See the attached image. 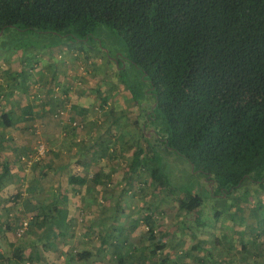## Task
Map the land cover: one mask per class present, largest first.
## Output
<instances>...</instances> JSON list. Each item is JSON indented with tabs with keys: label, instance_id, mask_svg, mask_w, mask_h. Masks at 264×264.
Segmentation results:
<instances>
[{
	"label": "trees",
	"instance_id": "16d2710c",
	"mask_svg": "<svg viewBox=\"0 0 264 264\" xmlns=\"http://www.w3.org/2000/svg\"><path fill=\"white\" fill-rule=\"evenodd\" d=\"M99 25L122 41L127 54L121 57L133 69L125 74L123 60L114 59L130 104L139 111L134 124L142 120L137 130L146 146L137 144L133 163L144 165L152 185L164 187L167 182L150 150L173 151L192 171H202L210 189L216 185L221 196L256 185L249 198H238L233 203L237 206L227 212L232 219H243L246 210L258 213L264 205V0H0V34L14 27L82 41ZM113 111L107 114L113 119L107 129L116 135L118 115ZM0 120L5 126L12 124L7 114ZM50 150L39 154L35 147L34 159L22 161L38 166ZM100 174L92 179L97 185ZM68 182L80 187L87 178L74 173ZM38 184L33 179L28 188ZM202 202L198 195H185L178 206L190 212ZM39 214L25 218L29 226H38ZM147 229L153 240V229ZM106 246L107 242L102 252ZM121 252L124 256L115 255L120 262L138 252L140 260L150 255L136 247ZM76 255L80 260L93 257L87 250ZM160 261L170 262L167 255Z\"/></svg>",
	"mask_w": 264,
	"mask_h": 264
},
{
	"label": "rangeland",
	"instance_id": "374dc122",
	"mask_svg": "<svg viewBox=\"0 0 264 264\" xmlns=\"http://www.w3.org/2000/svg\"><path fill=\"white\" fill-rule=\"evenodd\" d=\"M126 54L127 50L122 41L105 25L97 26L94 32L82 41L51 32L20 30L14 27H8L0 34V92L13 89L18 80L25 79L24 84L28 86L36 73L39 78L40 72L43 71V78L47 74L58 77V83L53 85L58 92L68 89L71 83L74 94L83 90L79 97L90 96V99H87L88 105L84 106L88 110L86 116L79 117L80 115L75 114L73 106L79 108L81 102L62 99L55 103L53 111H59H52L51 118L68 121L63 135L59 133L56 139L74 145V151H77L72 155L79 163V166H75L74 170H78L74 173H82L87 177V183L77 188L83 191L94 185L97 203L101 205L98 208L102 207V212L105 210L100 216L102 220L89 219L84 207L87 198L79 192L77 199L81 202V211L74 217H67L65 214L64 218L67 219L63 218L69 224V230H61L48 224L53 221L55 215L60 218L62 214H52L49 211L46 215L39 214L40 220L35 222L40 226L47 224L45 232L48 236H44L33 250L38 260H30L24 252L22 260L11 264H264V205L258 213L246 210L243 219L238 215L232 219L227 212L229 208L237 206L233 203L238 198H249L250 188L256 185L246 184L248 189L242 186L232 195L221 196L216 185L210 189L202 171H192L184 158L159 147H152L150 154L155 157L156 164L167 182L164 187L152 185L144 165L133 163L137 144L141 142L143 146L146 145L139 139L137 130L142 120H139L137 125L134 124L136 119H140L138 108L130 104V94L119 78L117 65H113L116 57L122 59L121 56ZM122 63L125 74L131 75L133 69L127 64L128 61L125 59ZM16 72L24 78L16 76ZM112 83L123 87L121 92L119 91L121 94L118 99L105 103L100 102L98 98H92V95L96 97V94H104L110 98ZM5 84L7 89L1 88V85ZM88 88L91 89L90 92H86ZM20 90L22 91L19 88ZM38 92L39 90L34 92L35 97H38ZM110 110H114L118 115L115 116L118 120L114 126L116 135L107 129L112 120L110 117H107V124L103 123V115L108 112L110 114ZM72 121L77 122L76 126ZM79 125H82V128H78ZM150 132L146 134L149 140L152 139ZM41 133L43 132L39 126L31 135V140L37 139V148L39 144L49 148ZM63 160H66V156L55 159L56 162ZM130 164L134 165L133 173ZM33 168L27 165L26 171L29 169L30 172ZM72 171L73 168H70L69 172ZM96 172L101 173L98 186L92 181ZM53 175L52 170L46 168V177L42 183L50 191L57 180ZM66 175L67 172L58 176L64 178L60 180L64 185L63 189L67 183ZM185 195L200 196L202 205L190 212L182 210L178 201ZM46 199L44 205L48 203V207L58 203L57 199L50 195ZM36 204L39 203L35 200ZM218 212L220 215L216 217ZM27 213L29 211L20 214V219L28 218ZM147 218L149 223L145 221ZM12 222L15 223L14 220ZM16 226L11 227L14 236L12 242L17 246H24L25 237L18 238L15 235ZM86 227L95 233H82ZM147 227L154 231L153 240L149 239ZM52 234L55 236L51 237ZM100 237L107 242L106 251L101 253L97 252ZM40 244L45 247L41 249ZM46 247L48 248L45 249ZM56 247L59 248L58 251ZM135 247L137 251L150 252V255L142 260H117L115 255L119 252L124 256L121 250L129 252ZM83 248L94 252L92 259H78L76 254L83 251ZM34 252L30 254L35 255ZM166 255L170 262L160 261Z\"/></svg>",
	"mask_w": 264,
	"mask_h": 264
},
{
	"label": "crops",
	"instance_id": "0c3cea01",
	"mask_svg": "<svg viewBox=\"0 0 264 264\" xmlns=\"http://www.w3.org/2000/svg\"><path fill=\"white\" fill-rule=\"evenodd\" d=\"M114 63L115 64L113 65L116 66V61H114ZM72 68H70V70ZM40 73L41 74H39V78L38 73H36L35 78L31 80L28 86L24 84L25 79L21 81L18 80V83L14 85L13 89L9 90L8 92L7 90L0 92L3 94H0V115L7 114L9 121L10 119L12 120V124L9 126H5L0 123V264H2L1 262H4L5 260L15 263L17 257L21 258L22 253L24 252L27 253V257L29 259L33 258V260H38L36 253L33 250L44 236H48L47 232H45L46 228H43V226H40L39 224L37 227L30 225V229H28V231L23 235L25 237V242H23L24 246H17L13 244L12 241L14 236L11 232V227L14 225H19L22 220H24V218L22 220L20 219V214H24L27 211H29V213H27L29 216H33L34 213L39 214L43 211H49L52 214L64 213V215L60 218L55 215L53 221L48 224L55 225L61 230H69V224H67L63 218L65 214H67V217H74L77 212L81 211L79 209V204L81 202L77 199V197L80 196L79 192H82L83 196L87 198V204H85L84 207L87 209L89 219H98V221L102 220L100 216L101 214L105 213V210L102 212V207L98 208L101 205L97 203L98 197L94 191V185H91L90 189L83 191L79 190L80 188L71 187V185H69L68 179L70 174H74V171L78 170V168L74 170L75 166H79L76 157L72 155L77 150L74 151V145L61 141L59 138L56 139L59 133L63 135L64 129L66 128L65 124H67L68 121H57L51 118L52 111L55 108V103H57L58 100L62 101V99H71L81 102L82 104H80L79 108L73 106V108L75 107V114L78 116L80 115L79 117L86 116L88 110H86L87 108H84V106L88 105L87 103L89 100L87 99H90V96L89 98H86V96L79 97L83 90L80 92L77 91L76 94H74L70 82L68 89L64 88L66 91L64 90L58 92V89H54L53 86L54 84L58 83V77L54 75L49 76L47 74L43 78V71ZM71 74L74 76V71H72ZM71 74L69 73L68 76ZM16 76L21 77L19 76L18 72H16ZM21 78H24V76ZM1 81L2 80H0V83ZM112 84L113 91L111 92L110 98L104 94H96V97L92 95V98H98L100 102L118 99L123 87L118 83ZM7 87V84L3 86L1 85V88L7 89ZM96 87L99 88L98 85H96ZM19 88L22 89V91H19ZM77 88L82 89L80 87ZM37 90H39L38 97H35L36 95L34 92ZM90 90L91 89L88 88V91L86 92H90ZM96 91L99 92L98 89ZM58 111L59 109L53 112L57 113ZM104 116L106 117L107 115H103V117ZM107 117H110V115ZM110 119L112 118L110 117ZM111 121H113V119ZM116 122H118V120ZM39 126L41 127V132H43L41 133V136L46 140L48 147L51 150L42 157L40 165H38L36 168L34 164V168L31 169L33 171L30 170L29 172V169L26 171L27 165H25L22 159H34V148L36 147L35 144L37 139L35 141L31 140V135ZM49 148L46 147L45 150ZM61 156L62 158L66 156V160H63L62 162H56L55 159ZM46 168H50L52 170V174H54L52 177L57 179L55 184H53L52 191L48 190L42 183L45 177L48 175L46 174V176H44ZM70 168H73L72 172H69ZM65 172H67V175L65 176L67 183L65 184V189H63L64 185H62L60 180L64 178H60L58 176L64 174ZM79 174L84 176L82 173ZM62 177H64V175ZM33 179L35 181H39V184L35 189H29L26 183L28 184V182L32 181ZM48 195L54 199H57L58 203L51 205L50 207L47 206L48 203H45L46 205H44L43 203L47 202L46 197ZM65 197L66 199L64 200ZM35 200L39 204L35 205ZM44 206H46V208ZM67 217L64 219H67ZM13 220L15 223L12 222ZM39 220L40 218L38 220L36 219L35 221ZM91 223L94 224L95 222H90V224ZM39 226L40 229H37ZM84 231H86L85 233L89 234L95 233V231H92L87 227L82 231V233ZM54 236L55 234H52L51 237ZM52 244L53 243H50V245ZM83 245L81 246L83 247ZM105 245L106 240L103 241L100 237L97 246V252L101 253L102 246ZM39 247L42 249L45 246L40 244ZM47 248L48 247L45 249ZM9 249L11 250V253ZM58 250L59 248L56 247V251ZM84 250L91 251L89 248H83V251ZM31 252H34L35 255H31ZM91 252L94 253L93 251ZM138 253H136V256L133 257L132 255L130 258H138ZM20 260H22V258Z\"/></svg>",
	"mask_w": 264,
	"mask_h": 264
},
{
	"label": "built area",
	"instance_id": "2783aa9c",
	"mask_svg": "<svg viewBox=\"0 0 264 264\" xmlns=\"http://www.w3.org/2000/svg\"><path fill=\"white\" fill-rule=\"evenodd\" d=\"M45 151V148L43 147V145H40L39 144V146H38V148H37V152L39 153V154H42L43 152ZM29 219H24V220H22V222L18 225V227L16 228V230H15V235L17 236V237H20V236H22V234L25 232V230L28 228V226H29Z\"/></svg>",
	"mask_w": 264,
	"mask_h": 264
}]
</instances>
